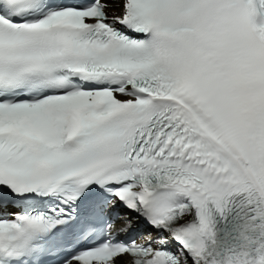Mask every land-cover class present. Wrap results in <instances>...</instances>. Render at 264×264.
I'll return each instance as SVG.
<instances>
[{
    "label": "snow or ice",
    "instance_id": "obj_1",
    "mask_svg": "<svg viewBox=\"0 0 264 264\" xmlns=\"http://www.w3.org/2000/svg\"><path fill=\"white\" fill-rule=\"evenodd\" d=\"M0 264H264V0H0Z\"/></svg>",
    "mask_w": 264,
    "mask_h": 264
}]
</instances>
